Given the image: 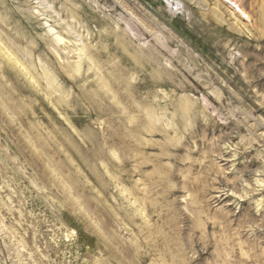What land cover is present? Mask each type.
<instances>
[{"label":"rangeland","instance_id":"374dc122","mask_svg":"<svg viewBox=\"0 0 264 264\" xmlns=\"http://www.w3.org/2000/svg\"><path fill=\"white\" fill-rule=\"evenodd\" d=\"M230 1L0 0V264H264V0Z\"/></svg>","mask_w":264,"mask_h":264},{"label":"bare ground","instance_id":"6f19581e","mask_svg":"<svg viewBox=\"0 0 264 264\" xmlns=\"http://www.w3.org/2000/svg\"><path fill=\"white\" fill-rule=\"evenodd\" d=\"M227 3H228V4H232L230 0H227ZM232 6H235V5H232ZM236 10H237V12H241L237 7H236ZM241 13H242V12H241ZM241 15H242V16H245V15H243V14H241ZM60 39H61V38H60ZM84 50H85V49H82V53L84 52Z\"/></svg>","mask_w":264,"mask_h":264}]
</instances>
